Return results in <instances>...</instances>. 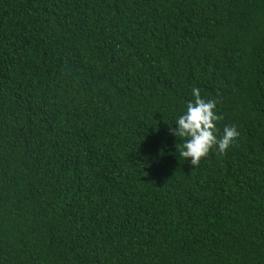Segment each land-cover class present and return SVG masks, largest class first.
Here are the masks:
<instances>
[{
    "label": "trees",
    "instance_id": "trees-1",
    "mask_svg": "<svg viewBox=\"0 0 264 264\" xmlns=\"http://www.w3.org/2000/svg\"><path fill=\"white\" fill-rule=\"evenodd\" d=\"M0 264H264V0H0Z\"/></svg>",
    "mask_w": 264,
    "mask_h": 264
},
{
    "label": "clouds",
    "instance_id": "clouds-1",
    "mask_svg": "<svg viewBox=\"0 0 264 264\" xmlns=\"http://www.w3.org/2000/svg\"><path fill=\"white\" fill-rule=\"evenodd\" d=\"M192 99L186 103L182 114L175 121V127H169L170 135L182 141L179 155L197 166L202 157L215 149L223 153L231 146L239 132L235 124H224L217 127L220 117L216 112V103L201 97L200 90L191 89Z\"/></svg>",
    "mask_w": 264,
    "mask_h": 264
}]
</instances>
